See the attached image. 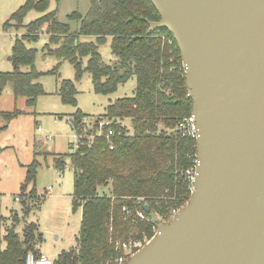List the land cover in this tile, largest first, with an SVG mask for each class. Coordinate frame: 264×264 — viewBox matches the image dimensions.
Here are the masks:
<instances>
[{"label": "trees", "instance_id": "16d2710c", "mask_svg": "<svg viewBox=\"0 0 264 264\" xmlns=\"http://www.w3.org/2000/svg\"><path fill=\"white\" fill-rule=\"evenodd\" d=\"M50 2L26 0L7 23L17 30L25 28L26 33L15 40V69L0 72V96L11 85L16 98H25L27 106L35 108L38 98L45 95L43 86L37 83L43 74L35 66L36 52L28 47L39 40L44 28L49 37L45 47L48 55L55 56L59 64L71 63L78 80L88 72L95 93L108 96L132 78L137 81L133 97L118 99L107 107L100 120L109 123L101 136L97 125L88 128L84 123L87 115L78 109L72 116L73 131L94 135V139L84 138L77 150L70 144L73 153L55 158V167L61 173L70 159L74 170L73 206L74 210L82 209V227L78 247L60 254L54 264H106L122 255L118 248L122 243L154 237V223L139 220L138 211L164 220L172 210L188 204L193 186L186 171L197 156V142L176 129L192 114L193 100L188 98L186 73L173 35L167 29L148 33L149 23L161 20L151 0H90L85 16L79 12L69 16L70 21L80 24L75 32L70 24L59 21L57 11H49ZM31 11L42 16L25 25ZM82 36H93L97 42H81ZM108 39L117 59L113 65L104 63L98 50ZM59 93L63 103L78 105L74 82L63 81ZM21 113L18 109H0V122H5L0 133ZM110 129L115 135L109 139ZM37 168L35 160L19 197L26 208L28 199L41 201L35 189ZM124 208L132 212L127 220ZM15 220L0 237V264H26L30 252L41 254L37 246L43 236L37 225L27 224L21 235L16 230L18 218Z\"/></svg>", "mask_w": 264, "mask_h": 264}, {"label": "water", "instance_id": "95a60500", "mask_svg": "<svg viewBox=\"0 0 264 264\" xmlns=\"http://www.w3.org/2000/svg\"><path fill=\"white\" fill-rule=\"evenodd\" d=\"M179 47L196 117L197 176L127 264H264V0H151ZM143 209H150L142 202Z\"/></svg>", "mask_w": 264, "mask_h": 264}, {"label": "rangeland", "instance_id": "374dc122", "mask_svg": "<svg viewBox=\"0 0 264 264\" xmlns=\"http://www.w3.org/2000/svg\"><path fill=\"white\" fill-rule=\"evenodd\" d=\"M25 3L26 0H0V72H12L15 69L12 62L13 47L16 38L23 36L26 29L17 30L7 23ZM90 7V0H51L49 11H57L59 21L70 24L75 32L79 30L80 24L70 21L69 16L75 12L85 16ZM41 16L42 14L31 11L25 19V25ZM80 40L97 42L93 36H82ZM48 43L49 37L44 28L39 40L28 44L36 52V69L43 74L37 83L43 86L45 95L38 98L36 107H28L27 100L23 97L16 98L11 85L0 96L2 111L12 112L18 109L22 112L0 133V237H4L6 230L17 222L15 217L19 221L16 230L21 235L27 224L34 223L43 236L42 243L37 246L38 251L55 261L63 252L78 247L82 227V209L74 210L73 206L74 170L70 159H67L68 164L63 173L55 167L56 155L73 153L70 144L75 142V132L68 119L79 109L87 115L90 123L99 120L106 114L110 103L135 95L137 81L135 77L132 78L108 96L97 94L91 75L86 72L78 80L71 63L59 64L55 56L48 55L45 49ZM98 50L107 65H113L117 61L112 53L111 39L99 45ZM84 61L86 63L87 59ZM63 81L75 83L78 91L76 107L63 103L59 93ZM4 125L5 122H0V126ZM35 160L38 163L35 189L41 201L28 199L26 208L24 200H19V197H22V187L29 173V166ZM30 190L31 188L26 196ZM171 219L172 216L169 215L162 221L167 223ZM151 240L143 238L140 243L143 246L139 248L142 249ZM136 249L138 248L134 251Z\"/></svg>", "mask_w": 264, "mask_h": 264}, {"label": "built area", "instance_id": "2783aa9c", "mask_svg": "<svg viewBox=\"0 0 264 264\" xmlns=\"http://www.w3.org/2000/svg\"><path fill=\"white\" fill-rule=\"evenodd\" d=\"M74 118L70 117L68 119V122L70 124H73ZM84 123L88 126V128L93 127V125H97L98 126V135L101 136L102 134V129L108 125L109 122H105L102 120H95L93 123H90L88 118H84ZM176 131L181 134L184 137H188L191 139L198 140L199 137V131H198V126H197V122H196V117L195 115L192 113L190 116L182 119L178 125H177V129ZM75 132V142L74 144H72L73 146H75L74 150H77V148L80 145V142L86 138L88 135L85 134H79L77 131ZM115 135V131L113 129H110L108 132V136L107 138L110 139L111 136ZM90 140L94 139V135L87 137ZM114 146L111 145V149H113ZM190 157V156H188ZM197 165H198V156H196V158L193 160V165L186 171V177L188 178V180L191 182L193 188H194V184L196 181V176H197ZM192 188V191H193ZM124 213L126 214V220L132 215V212L130 210H128L127 208H124ZM180 210V209H179ZM179 210H172L171 212V216L172 218L176 216V214L179 212ZM137 218L141 221L144 222H148V223H154V230H155V234H157V229H158V224L156 223L154 217L147 215L145 212L143 211H138L137 212ZM141 241H129V242H125L122 243L121 245H119L118 248H121L122 250V255L118 258H112L110 260H108L106 262V264H127L130 260V257L132 255H134L137 251L140 250V248L143 246L140 244ZM140 247V248H139ZM135 248H138L134 251ZM26 264H54V260H52L50 257H48L46 254H35L34 252H30L27 257H26Z\"/></svg>", "mask_w": 264, "mask_h": 264}, {"label": "crops", "instance_id": "0c3cea01", "mask_svg": "<svg viewBox=\"0 0 264 264\" xmlns=\"http://www.w3.org/2000/svg\"><path fill=\"white\" fill-rule=\"evenodd\" d=\"M42 254H44V253H42Z\"/></svg>", "mask_w": 264, "mask_h": 264}]
</instances>
